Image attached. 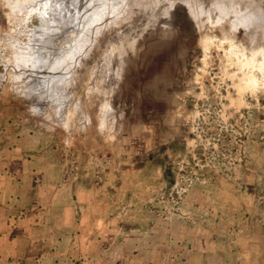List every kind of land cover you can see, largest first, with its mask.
<instances>
[{"label":"rangeland","instance_id":"1","mask_svg":"<svg viewBox=\"0 0 264 264\" xmlns=\"http://www.w3.org/2000/svg\"><path fill=\"white\" fill-rule=\"evenodd\" d=\"M59 4L0 0L3 181L96 264H264V0H100L34 32Z\"/></svg>","mask_w":264,"mask_h":264},{"label":"crops","instance_id":"2","mask_svg":"<svg viewBox=\"0 0 264 264\" xmlns=\"http://www.w3.org/2000/svg\"><path fill=\"white\" fill-rule=\"evenodd\" d=\"M2 173L0 168V264H96L92 255L85 257L88 239L83 240L82 232L62 229L56 241L52 240L53 236L37 220L39 217L35 218L36 209L34 205L30 207L25 192L20 193L12 179L3 181ZM84 191L81 195L86 198L78 199L80 204L93 195L89 188ZM62 225H67V218Z\"/></svg>","mask_w":264,"mask_h":264},{"label":"bare ground","instance_id":"3","mask_svg":"<svg viewBox=\"0 0 264 264\" xmlns=\"http://www.w3.org/2000/svg\"><path fill=\"white\" fill-rule=\"evenodd\" d=\"M57 1H59V3H60L58 5L59 11H57V14H56L57 17L55 16L53 19H49V17L44 15V12L40 11L39 13H40V18H41L40 20L41 21H40L37 29L34 30V32H36V33H39V32L42 33L43 32L45 34L47 31H52L55 28L61 29L63 27H66V25H69L72 22H74L76 15H78L80 12H82L83 10L88 8L87 7L88 5H89V8H91L93 6V4L97 5L98 2H100V0H97L96 2L90 1L89 4L87 2H85L83 4H81V3L77 4L78 0H57ZM80 2H82V0H80ZM251 4L254 5L252 2L249 5H251ZM261 11L259 9L254 10V12L252 13V16L246 15L244 17V20L246 19L248 21L249 19H251V21H254V23L257 24L256 26H260L263 23L262 19H260L258 21V19L260 17L259 15L261 14ZM220 14H219V16H220ZM215 15L216 14H214V16ZM222 20H223V18H222ZM218 21H220V20H218ZM232 48L233 47L231 46V49ZM228 52L230 53V51H228ZM230 55H233V54H230ZM234 56H236V52H235ZM60 62L61 61L59 59H57L56 56H54V57L52 56V52L50 51V49L48 47H46V48L40 47V49L38 48V54H37L36 59H34L33 66L36 68L35 70L45 71V72H41L40 74H37L33 78L32 86L34 87V89H37V94L36 93L35 94L38 97L43 96L44 92H46V89H47L46 87L49 86L48 84H50L55 79L54 77L56 76V74L55 75L51 74L50 69H55L57 66H59ZM256 70L259 72L260 75H262L264 77V53L260 56V59L258 60V63L256 64ZM35 107H37V109H40V106H38V105H35Z\"/></svg>","mask_w":264,"mask_h":264},{"label":"water","instance_id":"4","mask_svg":"<svg viewBox=\"0 0 264 264\" xmlns=\"http://www.w3.org/2000/svg\"><path fill=\"white\" fill-rule=\"evenodd\" d=\"M100 14H101V13L99 12V13H98V14H97L95 17H96V18H97V17H99V16H100Z\"/></svg>","mask_w":264,"mask_h":264}]
</instances>
